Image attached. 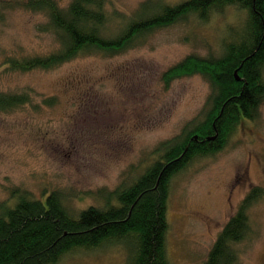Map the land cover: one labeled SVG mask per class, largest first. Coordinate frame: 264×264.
<instances>
[{
  "label": "rangeland",
  "instance_id": "1",
  "mask_svg": "<svg viewBox=\"0 0 264 264\" xmlns=\"http://www.w3.org/2000/svg\"><path fill=\"white\" fill-rule=\"evenodd\" d=\"M17 1L0 0V91L28 90L33 103L46 97L56 102L0 113V202L13 188L40 196L46 186L71 195L73 208L100 204L96 191L114 189L127 168L142 162L138 174L160 142L200 118L209 83L196 74L165 84L162 74L189 54L218 55L224 39L246 17L245 11L227 7L205 21L191 17L155 29L119 53L91 52L53 69L19 72L7 69L10 57L47 54L59 43L41 30L47 16ZM57 1L66 5L70 0ZM151 1L106 0L107 33L118 32ZM255 186L264 187V100L257 117L242 120L220 151L195 158L171 178L165 245L170 263H203L219 231ZM248 216L251 232L235 244V264H264V196ZM129 255L125 245L112 243L68 253L56 264H128Z\"/></svg>",
  "mask_w": 264,
  "mask_h": 264
},
{
  "label": "trees",
  "instance_id": "2",
  "mask_svg": "<svg viewBox=\"0 0 264 264\" xmlns=\"http://www.w3.org/2000/svg\"><path fill=\"white\" fill-rule=\"evenodd\" d=\"M152 3V4H151ZM141 14L118 32L105 30L106 0H20L19 6L47 16L41 30L49 31L59 47L47 54L10 57L8 70L53 69L91 52L112 55L132 48L153 30L195 17L208 20L227 7L245 11L241 27L224 39L218 55L189 54L169 67L162 80L200 75L211 92L199 119L188 121L179 134L160 142L148 155L151 163L137 174L131 166L112 190L99 189L100 204L73 208L72 196L44 186L40 196L13 188L0 202V264H56L66 254L122 244L128 264H171L166 254L167 202L171 178L198 157L220 151L242 120H253L264 100V0H183L169 4L152 0ZM13 3L10 2L9 6ZM238 78V79H237ZM55 97L33 103L28 90L0 91V113L31 106H52ZM90 192V191H88ZM94 193V191H93ZM264 196L251 188L236 212L219 231L201 264H235V244L251 232L248 210Z\"/></svg>",
  "mask_w": 264,
  "mask_h": 264
},
{
  "label": "water",
  "instance_id": "3",
  "mask_svg": "<svg viewBox=\"0 0 264 264\" xmlns=\"http://www.w3.org/2000/svg\"><path fill=\"white\" fill-rule=\"evenodd\" d=\"M238 79V78H237Z\"/></svg>",
  "mask_w": 264,
  "mask_h": 264
}]
</instances>
